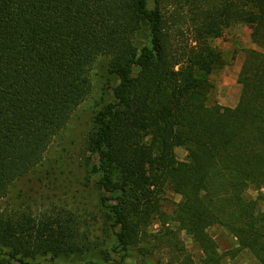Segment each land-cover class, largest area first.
Wrapping results in <instances>:
<instances>
[{
	"label": "trees",
	"instance_id": "obj_1",
	"mask_svg": "<svg viewBox=\"0 0 264 264\" xmlns=\"http://www.w3.org/2000/svg\"><path fill=\"white\" fill-rule=\"evenodd\" d=\"M152 1L0 0V200L44 162L106 57L119 84L95 116L89 173L104 192L119 264L155 248L171 250L170 264H222L208 233L217 225L264 264V0ZM238 24L256 46L239 75V102L210 106L207 76L225 65L210 41ZM144 29L151 46L138 44ZM168 191L181 197L173 215L162 210ZM173 221L201 248L199 263ZM81 228L64 207L0 209V264L88 256L94 245Z\"/></svg>",
	"mask_w": 264,
	"mask_h": 264
},
{
	"label": "rangeland",
	"instance_id": "obj_2",
	"mask_svg": "<svg viewBox=\"0 0 264 264\" xmlns=\"http://www.w3.org/2000/svg\"><path fill=\"white\" fill-rule=\"evenodd\" d=\"M150 7H153V1ZM172 11V10H171ZM190 25L184 26V41L192 39ZM138 44L147 43V29L139 35ZM179 39V38H175ZM150 41V40H149ZM176 44V40L174 42ZM148 44L151 43L148 42ZM210 44L222 54L225 61L222 69L216 70L207 78L213 85L209 95L210 106L220 105L234 108L237 106L242 87L239 75L244 64L247 51L255 49L251 30L244 24H238L227 29L220 38L212 39ZM109 59L101 57L92 70L93 91L83 104L74 112L65 129L51 145L44 162L24 178L14 183L9 195L0 200L1 210H31L39 214L52 207H64L80 218L82 232L87 231L93 242V250L88 256L45 257L32 264H119L120 256L112 251L115 237L106 225L107 216L101 205L104 195L97 180L89 173V165L95 157L89 151V140L94 131V119L105 103L113 99V88L119 84L109 66ZM180 162L187 160L184 148L176 150ZM264 194V190L262 191ZM252 199H257L260 193L254 188L247 192ZM181 197L172 191L164 196L162 210L173 215ZM264 211V203H260ZM172 227L178 230L179 238L187 252L196 263L201 261L203 252L192 237L179 231V224L172 222ZM159 226H151L149 231L156 233ZM209 235L217 244L222 256V264H259L248 250L239 251L237 239L224 227L217 225L208 229ZM153 250V249H151ZM172 252L170 249L155 248L151 256L144 257L139 250H132L128 264H170Z\"/></svg>",
	"mask_w": 264,
	"mask_h": 264
}]
</instances>
